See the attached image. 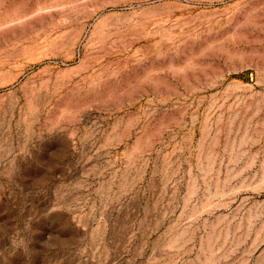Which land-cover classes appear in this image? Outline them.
Returning <instances> with one entry per match:
<instances>
[{"label":"rangeland","instance_id":"1","mask_svg":"<svg viewBox=\"0 0 264 264\" xmlns=\"http://www.w3.org/2000/svg\"><path fill=\"white\" fill-rule=\"evenodd\" d=\"M0 264H264V0H0Z\"/></svg>","mask_w":264,"mask_h":264},{"label":"bare ground","instance_id":"2","mask_svg":"<svg viewBox=\"0 0 264 264\" xmlns=\"http://www.w3.org/2000/svg\"><path fill=\"white\" fill-rule=\"evenodd\" d=\"M262 5V4H261ZM86 7H88V6H86ZM255 9V8H254Z\"/></svg>","mask_w":264,"mask_h":264}]
</instances>
